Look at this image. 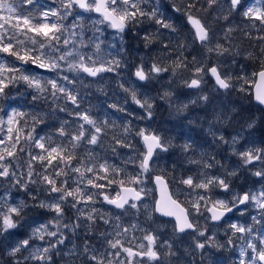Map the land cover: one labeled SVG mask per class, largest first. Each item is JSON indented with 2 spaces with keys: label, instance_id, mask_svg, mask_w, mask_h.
<instances>
[{
  "label": "snow or ice",
  "instance_id": "snow-or-ice-1",
  "mask_svg": "<svg viewBox=\"0 0 264 264\" xmlns=\"http://www.w3.org/2000/svg\"><path fill=\"white\" fill-rule=\"evenodd\" d=\"M58 8L44 9V5L39 0H0V54H5L15 58L12 61L5 60L0 56V96H5V89L12 83L23 80L30 88L36 91L33 100H47L51 98L61 112L67 113L73 118L70 122L65 120L57 128L56 134L61 138L60 143H55L51 137L35 136L33 128L29 132L24 131V127L16 117H23L25 113L13 110L8 115L7 121L0 118V178L12 180L19 184L26 191L28 185H43V190L49 195L50 201H39L37 206L46 208L55 213V216L47 223L40 224L33 228L31 235L27 239L20 240L9 251V255L17 257L22 251L28 252V255L17 258L14 264H27L29 261L38 262V264H49L51 261V252L64 243V234L61 228H68L69 225L63 223L65 206L68 205L76 209L79 217H84L86 221L94 225L97 220L113 227L111 233H101V238L106 242L107 249L100 252L98 249L86 243L84 253L88 258L89 264H146L147 261L162 264V255H174L171 252V245L165 242L162 247L169 248V252L160 253L156 245L157 237L146 230L142 241L133 246V240H127L129 246H125L122 239L129 231L121 222V216L105 215L99 212L95 207L85 215V207L95 205L98 197H103V201L116 209L123 210L126 213L130 209H138L137 202L142 200V194H147L144 187L143 176L149 171L150 161L157 149L167 151L168 145L162 138L155 134L140 129L135 134L140 136L146 145V151L140 155L143 157L139 162L140 172L129 175L124 168L114 164H109L105 159L104 162H98L97 156L94 155L95 148L89 146H103V137L107 134L106 129L115 127L114 123L110 124L108 120H98L94 118L88 109H81L84 96L77 89V83L85 87L82 76L99 77L102 73L117 72L121 67V61L113 56L110 52L106 55L101 54V44L103 41L99 37L93 36L88 42L83 39V29L85 25L81 23L84 20L83 12H95L99 14L100 19L94 20L93 24L106 23L110 28L121 34L130 26L140 23V18L147 17L159 25L160 28L176 32V26L168 19L162 18L158 8L146 10L143 5L148 0H58ZM227 4V14L223 19L228 20L233 13H238L249 21V26L257 31H264V0H225ZM209 8L218 6L223 8L222 0H207ZM189 9L195 7V0L187 6ZM174 10L180 12L179 7ZM187 21L194 29V39L198 40L209 53L215 51L219 54L228 52L229 49L217 43L214 47L210 29L202 23L200 18L194 17L190 11L185 12ZM73 17V24L65 25L64 21ZM55 18V19H53ZM233 29L229 28L227 32ZM250 35V33H246ZM227 35V33H226ZM22 37V38H21ZM146 42H151L152 37L146 35L143 37ZM258 39L264 40V35ZM111 47H115L112 45ZM167 47V46H165ZM184 44H179L178 48L183 49ZM89 49V51H85ZM264 51V49H262ZM182 55V52H181ZM16 61L20 64L17 66ZM192 63L198 64L196 57H193ZM25 65H34L37 68L53 71L56 73L55 78H41L39 75L24 74ZM175 67H187L184 60L177 59L174 61ZM169 71L168 68L158 63H153L146 71L143 65L138 66L134 72L139 81H145L151 78L152 73H163ZM73 73L69 75L64 74ZM210 72L215 78L216 85L222 89L233 87L231 77L222 76L218 68L213 66L205 69L202 65L194 67L193 78L185 81L188 88H199L203 82L202 73ZM19 74V75H17ZM258 76L259 80L255 82V99L264 104V70L259 73H253ZM243 79L244 83H249L247 78ZM72 85V87H69ZM126 93H129L133 102L148 112L151 116L150 109L152 104L147 99L141 100L137 96L136 89L126 88L123 83L119 85ZM241 91H245L241 86ZM169 93H165L168 96ZM200 99L208 101V96L202 95ZM60 101L64 106H60ZM195 103V101H193ZM72 108L69 109L68 105ZM109 107L118 111L125 109L117 104H111ZM183 107H187L184 105ZM216 121H221V115L216 116ZM223 119H228L225 115ZM37 123L42 121L36 120ZM15 125V127H14ZM6 126V130H5ZM254 124L248 123L247 127L252 128ZM125 133H130L131 129L124 128ZM215 136V133H213ZM240 134L232 137L233 154L239 156L243 165H252L256 168L252 175L264 181V147H247L243 151H237L235 145L239 142ZM116 145L124 148L134 147L128 142L127 137L123 139L117 136L112 137ZM218 139L223 143H228L223 135ZM23 141V143H22ZM27 145V149L25 147ZM185 151L191 148L190 144H185ZM37 148L39 153H33L30 149ZM83 148L86 158L78 155L77 149ZM113 153L116 147L111 146ZM19 153H24L27 159V181L22 183L17 178L16 169L21 166L22 157ZM215 159L214 157L212 158ZM199 163L198 161H192ZM36 163H39L40 171L36 170ZM125 164L135 163L129 157L124 161ZM259 165V167H257ZM202 167L209 169L214 167L213 163L205 162ZM124 174L125 179L117 180L114 177ZM227 175L235 176L236 172L232 171ZM111 177V178H110ZM202 177V178H201ZM75 185L74 187L70 185ZM100 181H105L101 183ZM193 190L202 189L205 195L198 196V199L192 201L189 207H184L174 199V194L167 191V185L161 176L155 177V183L161 186L160 199L155 203V212L163 216L174 217L175 229L184 233L186 230H192L197 236H205V231L201 230L198 223L190 218L195 215L203 216L204 209L210 212L208 217L212 221H219L234 209L240 211L243 215L249 205H254L259 211L258 216H252L255 224L264 223V184L256 192L249 190L243 194L232 193L231 199L213 200L208 193L213 188H220L224 192H231L230 184L224 177L209 176L206 172H201L197 177L188 176L180 181ZM113 184L119 186V191L113 196L107 192ZM91 189H96L93 192ZM55 194V195H52ZM10 195V193L8 194ZM31 198L36 200L37 197L31 194ZM211 207H208V205ZM241 205L245 207L240 208ZM29 205L25 201L13 205L7 202L5 197H0V235L10 234V230L16 229L20 221L16 217L22 218V213ZM117 223L112 225V220ZM73 229L79 227V224L71 225ZM133 229L138 225H131ZM230 229L233 230V237L241 234L238 239L244 241V246L240 249L239 264H264V229H254L252 226L231 223ZM55 228V230H51ZM45 236L54 237L55 243L49 242L45 247H33L32 240L38 238L44 240ZM115 237V238H109ZM134 239V238H133ZM146 241L147 243H144ZM233 244L232 238L228 241ZM196 248L204 249L205 243L196 242ZM123 257V258H121Z\"/></svg>",
  "mask_w": 264,
  "mask_h": 264
},
{
  "label": "trees",
  "instance_id": "trees-1",
  "mask_svg": "<svg viewBox=\"0 0 264 264\" xmlns=\"http://www.w3.org/2000/svg\"><path fill=\"white\" fill-rule=\"evenodd\" d=\"M190 2H193V0H148L143 7L146 10L158 8L159 13L162 14V18L172 22L176 26L177 31L172 32L168 29L160 28L159 25L147 17L140 18V23L130 26L128 31L123 33L122 41L118 40L113 43L115 40L110 39L107 40L109 43L103 41L101 44L102 55L110 52L121 61V67L117 72L102 73L97 79L84 75L82 79L84 80L85 87H81L78 83L76 85L77 89L84 96L81 109H88L94 118L108 120L110 124L114 123L115 125L114 128L109 127L106 129L107 134L103 137V146H89L95 148L94 155L97 156L98 162L102 163L106 159L109 164L124 168L129 175L140 172L139 162L142 157L140 154L144 152L145 147L141 137L135 133L140 129L148 128L150 133L159 135L169 148V151L160 150L157 152L152 162L151 170L148 172L153 177L160 175L166 178L172 193L183 185L180 182L182 179L188 176L197 177L199 172L204 169L202 165L205 162L214 164V167L207 170L209 175L215 176L219 172L222 163H225L224 156L227 157V150L226 148L224 149V155L221 158V149L219 144L214 140L215 137L206 132L210 129V119L212 118L208 113V107L202 104L189 106L190 118L188 119V116L182 117L180 114L175 113L172 106L168 104L165 93L170 91L178 96L179 93L188 92L189 89L184 85V82L186 79L193 78L194 67L200 65L208 69L216 66L219 61L232 62L241 60L242 63L251 68L253 73L264 70V51H262L264 49V40L258 39L259 36L264 35V31L259 33H256L254 30L252 31L248 25L249 21L238 13L231 14L228 20L223 19V15L227 14L225 0H222L224 4L223 8L218 6L209 8L207 0H195V7L189 9L187 6ZM39 3L44 5V9L42 10L59 7L58 0H39ZM174 5L181 9L178 14L174 12ZM187 11H190L194 17L200 18L202 23L210 29L209 34L212 36L210 46L214 47L219 43L224 48L229 49V51L222 55L215 51L209 53L198 40H195L194 29L187 21L185 15ZM69 21H71V16L64 21L65 25H70ZM229 28L233 30L227 32ZM246 33H250V35ZM146 35L152 37L151 42H146L143 39ZM109 36L110 34H108ZM181 43L185 45L183 49L178 48V45ZM112 45L115 47H111ZM246 55L248 56L246 57ZM0 56H3L5 60L9 61L15 59L5 54H0ZM193 57H196L199 62L198 64L194 65L192 63ZM178 58L184 60L187 67H175L174 61ZM18 62L16 61V63ZM145 62L150 67L153 63H158L168 68L169 71L163 72L159 76L156 73H152L148 82L139 81L135 77L134 72L138 66L145 64ZM28 67L29 69H26L24 74H38L39 77L45 79L56 77V73L53 71L40 69L34 65H28ZM64 74L69 75L70 78L74 75L73 73L67 72ZM203 74L205 73L201 75ZM209 81V83H213L211 79ZM121 83L126 88L134 87L137 91L138 98L147 99L152 104V119L150 122H146L143 118H140V115L136 111L137 105L132 101L130 94L119 87ZM69 87H72V85H69ZM5 93L6 95L2 96L1 99L5 100L9 104V107L25 113L23 117H18V121L24 127L25 132H29L34 128L35 132L33 135L51 137L55 143H60L61 138L56 134V130L63 121L68 120L72 122V117L65 112L59 111L51 98L47 100H33V96L37 93L23 80H18L10 84L5 89ZM231 94L232 102L235 103L241 99L242 103H244L245 106L236 104V107L240 111L242 109L245 110V113L241 114L244 117L249 115L246 119L247 121L254 117L259 119V134L257 135L261 134V137H263L264 111L254 103L253 94L242 95L236 91ZM59 103L61 107L64 106L63 101ZM111 104H117L123 107L125 111H118L109 107ZM68 108L71 109L72 106L69 104ZM36 120L42 122L37 123ZM125 127L130 128L131 132L125 133ZM216 132L214 133L216 134ZM114 135L121 139L127 137L128 142L134 147L124 148L116 145L112 139ZM186 143L191 145V148L187 151L183 147ZM111 146L116 147L115 153L112 152ZM25 147L27 149V145ZM77 152L80 157L86 158V153L83 148L77 149ZM19 156L22 157V162L21 166L16 169L17 178H20L21 182L24 183L27 180L25 174L27 172L28 157L24 153H19ZM129 157L135 163L125 164L124 161L128 160ZM213 157L215 158L214 160L212 159ZM192 161H198L199 163H193ZM154 163H156V167H153ZM36 170L40 171L39 163H36ZM114 178L120 180L126 177L122 173L120 176H115ZM148 179L152 184L153 178L150 176ZM233 180L240 187L245 186V182L239 180V178ZM229 181L232 182L231 179ZM100 182L105 183V181ZM69 183L71 185V181ZM71 186L74 187L75 185ZM19 187L21 186L19 185ZM91 191L95 192L97 190L91 189ZM106 191L114 196L115 192L119 191V186L113 184ZM202 191H198L197 194H200L199 192ZM178 201L184 207L190 206L189 201L183 196H180ZM92 207H95L106 216L109 214L113 217L116 215L121 216L123 226L129 229L127 235L122 238L126 245H128L127 240L132 239L134 245L135 239H142L145 234L142 229L147 231V227L156 221L158 223H170L175 227L173 222L160 219L156 215L153 216L151 221H148L143 216L131 214L132 223H130V221L123 218V210H115L106 206L102 196L97 198L95 205L85 207V215H87ZM46 211L49 210L46 209ZM65 211V223L69 225L66 231V238L71 249L66 252L70 256L67 258L64 257L62 260L67 261L69 264H89L88 258L84 253L86 243L98 249L100 252H104L107 249V244L101 238V233H111L113 227L103 223L102 220H97L93 225L92 222L86 221L84 217L77 219L78 213L76 209L68 205L65 206ZM33 214L31 213L30 215L32 216ZM134 216H137L136 220ZM47 217L48 214H44L42 219H47ZM133 220L135 223H133ZM239 221L241 223H247L248 218L245 216V218L242 217ZM76 223L79 224V227L73 229L71 225ZM115 223L117 221L113 219L112 225H115ZM133 224L139 226L133 229L131 227ZM177 237L180 236L177 235ZM1 243L3 242L0 239V254L4 257V253L1 250ZM197 251L195 246L187 248L185 252L175 250L177 253L169 257L162 255V263L199 264V256H197L199 255V251ZM188 255L189 257L187 258ZM224 260L228 261L229 259ZM63 261L60 260V264L64 263ZM54 262L56 264V261Z\"/></svg>",
  "mask_w": 264,
  "mask_h": 264
},
{
  "label": "rangeland",
  "instance_id": "rangeland-1",
  "mask_svg": "<svg viewBox=\"0 0 264 264\" xmlns=\"http://www.w3.org/2000/svg\"><path fill=\"white\" fill-rule=\"evenodd\" d=\"M81 13L84 17V20L81 21V23H83L85 25V27L83 29V39L85 42H88L93 36L99 37V39L101 41H104L106 43H109L107 40H110V39L115 40L113 43H115L118 40L122 41L121 40V34H118L117 32L113 31L106 23L95 24V25L93 24L94 20L100 19L99 16L94 15L93 12H91V13L81 12ZM69 22H70V25L73 24V22H74L73 17H71V21H69ZM251 30L252 31L254 30L256 33L263 32V31H257L255 28H252V27H251ZM108 34H110L109 37H108ZM85 51H89V50L85 49ZM247 56L248 55H246V57ZM19 63L20 62L16 63L17 66H19ZM141 65H143V67L145 68L146 71L150 68V66H148L147 62H145V64H141ZM216 67L218 68V71L220 72V74L222 76L231 77L230 82L233 85V87L229 88L227 91H220L213 83H209L210 78H209L208 72H207L206 74L202 75L203 82H202V87L200 89L188 90V92H186V93H179L178 96H177V94L171 93L170 91H168L167 93H169V95L167 96V102L170 106H172L173 110H175L176 114H180L182 117L188 116V119L190 118V112L188 111L189 106L195 105V104H202L205 107H208V113H209V115H211L212 118L210 119V129H208L206 132L211 134L212 136H214L213 133L217 131L215 136H214L215 137L214 140L221 146L222 149L226 148L228 151V154L230 155L231 153H233V145L231 144V140H232L233 136L237 135V133H239L240 136H239V142L234 146L236 150L238 148L239 151H243L245 148H247L250 144H252L256 140L254 136L247 137V134H248L247 130L253 129L256 125L258 126V123H259L258 120L259 119L254 117L253 119L247 121L246 119L249 117V115H247L246 117H243V118H238L237 114H239V113L242 114V110H244V109H242L238 113L239 109L236 107V104H239V105L242 104L243 106H245V105H244V103H242V100L240 98H239L240 101H237L235 103L232 102V98H231V95H232L231 93H235V91L242 94V95H247L249 93H253V87H254V83L256 82V76H254L252 74L253 72H252L251 68L247 67L244 63L241 62V60L232 61V62L219 61L216 64ZM161 74L162 73H159L158 76ZM238 77L247 78L249 80V83L245 84L244 80L243 79H237ZM97 78L98 77H96L95 79H97ZM189 80L190 79H186V81H189ZM145 81L148 82L149 79L145 80ZM184 85L186 86V84H184ZM241 86L244 87L245 91L240 90ZM202 95L208 96V101H204V100L200 99V97ZM1 97L2 96H0V118L7 121L8 115H11L12 111L16 110V109L9 107V104L7 102H5V100L1 99ZM141 100H144V99L141 98ZM193 101H195V103H193ZM184 105H187V107L186 108L183 107ZM136 111L140 115V118H143L146 122L151 121L152 112H151V116H149L148 112L145 110V108H142L139 105H137ZM150 111H152V108L150 109ZM217 115H221V117H222L221 121H216L215 118ZM225 115L228 117V119H226V120L223 119V117ZM16 119L18 120V117H16ZM250 122H252L254 124V126L252 128L247 127L248 123H250ZM242 126H244V127L246 126L244 128L245 130L235 132L233 135L232 134L227 135L225 133V130H227L229 133V131L238 130V128H240ZM14 127H15V125H14ZM5 130H6V126H5ZM145 130L147 132H149L148 128H145ZM0 135H2V133H0ZM220 135H223L225 140L228 141V143L221 142L218 139V137ZM30 150L33 153H39L40 152V150L37 148H32ZM167 151H169V148ZM144 152H145V149H144ZM142 158L143 157H141V159ZM243 166L247 167V166H252V165H247V166L243 165ZM153 167H156V163L153 164ZM257 167H259V165H257ZM254 169H256V168H254ZM201 172H206L208 174L207 169H202L199 172V174ZM211 172H213V171H211ZM211 172H209V173H211ZM150 176L153 178V175H151L149 172L145 173L143 176L144 183L142 185H140V186L144 187L146 190V193H147L146 199L142 203L138 204V209H130L129 208L126 213L122 214L123 218L130 221V223H132L131 214H133V215L137 214V216H143V217L147 218L148 221H151L153 216L155 215L154 208H155V202H156L157 197H156L155 187H154L153 183L151 184L149 182L148 177H150ZM26 181H24V182H26ZM261 183L264 184V181H262ZM43 188H44L43 185L29 184L28 189L26 191L24 188L19 187V185L15 183L14 178L12 180L0 178V197H5L7 202L10 204H13V205L19 204L21 201H25L29 205V207L25 208L24 212L22 213V218L16 217V219H18L20 221V225L16 229L10 230V234L5 233L4 235H0V239L3 242V243H1V246H2L1 250L4 253V257L1 256V254H0V264H14V261L17 258H21L22 256L28 255V252L22 251V253L17 254V257H12L9 255V251L20 240L27 239L31 235L33 228L38 227L40 224L47 223L49 220H51L55 216L54 212L46 211V208H41V207L37 206L39 204V201H41V200L50 201L49 195L43 190ZM260 189H261V186L257 187L254 191L258 192ZM201 190L202 189L193 190L192 188L183 184L180 188L176 189V191L174 190L173 194H174V197H176L177 199H180V196L185 197L189 201V204H190L192 201L197 200L198 196L205 195L204 190L202 192H199L200 194H197V192L201 191ZM219 191H220V188H218V187L213 188L211 190V192L208 193V195H210L213 200H216V199H229L230 200L232 193H238V192L231 190V192H225L226 196H224V195L220 194L221 191H220V193H219ZM9 193H10V195H8ZM30 193L36 195L37 199L33 200L31 198ZM52 195H55V194H52ZM185 207H189V206H185ZM208 207H211V205L209 204ZM240 208L243 209L244 207L240 206ZM201 211L204 212L203 216L195 215L194 217H191V218L194 219L198 223L201 230L205 231V236H202V237L197 236L196 233H194L190 236L186 235V236L181 237V238L177 237L175 227H173L170 223H166V222H164V223L159 222L158 223L156 221L155 223L149 225L147 227V231L157 237L156 245L159 249V252L162 254L169 252L168 247H166V246L162 247L161 246V245H164L165 242H167V244L171 245V252H174L176 254L177 252H175V245H177V243H178V245L181 246L182 249H187V248H191V247L195 246L197 240L199 242H202L205 244L206 243L209 244V242L214 241L216 238V231H215L214 226L211 225L210 219L208 218L209 214H208V212L204 211V209H201ZM248 211H252V212H254V214H253L254 216H258L259 210L254 205H249L247 211L243 215L240 214L239 210L237 212H238V215H241V216H243V218H245L244 215H246L248 213ZM31 213H34V214L31 216L30 215ZM44 214H48L47 219H42V216ZM137 216H134L135 220H136ZM65 219H66V211L64 212L63 223H65ZM133 223H135L134 220H133ZM231 223H237V222L233 219L229 220V222L227 224L228 227ZM241 224H243V223H241ZM244 224L249 226L246 223H244ZM67 229L68 228H61V232H63L64 237H65L64 243L62 245H57V247L52 250V252L50 253L52 259L49 262V264H55L54 261H56V264H60V260L63 261L62 259H64V257L67 258L68 256H70L69 254L66 253L71 249V247L69 246V242L66 238L67 237V234H66ZM261 229H264V227H262ZM51 230H55V228H52ZM55 239L56 238H54V237H48V236H45L44 240H40L38 238H35L32 240V245H33V247H45L48 245L49 242L55 243ZM237 240H240V239L237 238ZM141 241H142V239H138V240L135 239V244H138ZM242 242H244V241L241 239L240 244ZM144 243H147V242L144 241ZM240 244H239V246L236 247V249H234L237 252L235 255V258H234V262L236 264H239L240 249H241V247L244 246V243L242 244L241 247H240ZM125 246H129V245L125 244ZM195 248H196V246H195ZM188 251H189V249H188ZM198 251L197 252L199 255L203 254L202 249H199ZM214 252L215 251H213V256H214ZM169 256L170 255H167V257H169ZM205 256H206V258H205V260H203L202 264H220V261L218 259L213 258V257H210V259H209L208 255H205ZM188 257H189V255L187 256V258ZM121 258H123V257H121ZM199 258H201V257L199 256ZM145 260H146V264H156V262L147 261L146 258H145ZM63 262L64 263H62V264H69L65 260ZM27 264H38V262L29 261V262H27ZM162 264H169V263L164 262Z\"/></svg>",
  "mask_w": 264,
  "mask_h": 264
},
{
  "label": "flooded vegetation",
  "instance_id": "flooded-vegetation-1",
  "mask_svg": "<svg viewBox=\"0 0 264 264\" xmlns=\"http://www.w3.org/2000/svg\"><path fill=\"white\" fill-rule=\"evenodd\" d=\"M174 12L176 14L179 13L175 10H174ZM25 68L29 69L28 66H25ZM254 85H255V83H254ZM239 111L240 110H238V113H239ZM244 113H245V110H242V114H244ZM237 117L243 118L244 116L239 113V114H237ZM245 127L242 126V127L238 128V130H231V131H229V133L227 130H225V133L227 135H230V134L233 135L235 132L245 130L244 129ZM258 128L259 127L256 125L253 129L247 130V133H248L247 137L254 136L256 139L255 142L250 144L248 147H264V136L261 137V134L257 135V134H259ZM220 149H221L220 157L222 158L224 155V149H222L221 146H220ZM237 151H239L238 148H237ZM224 159H225V163H222V165L219 169V172L215 176L224 177L227 180V182L230 184L231 190L238 192L239 194H243L244 192H247L249 190L254 191L257 187L262 185V183H261L262 181L260 180V178L252 175V172L255 171L256 169H254L252 166H247V167L243 166V162L239 156H237L233 153H231L229 155L228 151H227V157L224 156ZM232 171L236 172L235 176L227 175V173H230ZM235 178H239V180L244 181L245 186L240 187L238 183L235 184L234 180H233ZM229 179H231L232 182H230ZM241 190L243 191L242 193H241ZM220 191H221V193H220ZM220 191H219L220 194L226 196L225 192L222 189H220ZM142 202H140V203H142ZM140 203H137V204H140ZM241 207H245V206L241 205ZM237 211L238 210L234 209L233 212H231L226 217V219L224 221H222V223H220V224H213L210 220L211 225H213L215 228L216 238L214 241L209 242V244H207V243L205 244L206 245L205 248L202 249L203 250L202 255H197V256L201 257L198 259L199 264H202L203 260H205V258H206L205 255H208L209 259H210V257L218 259L220 261V264H236L234 262V258H235V255L237 252L234 249H236V247L239 246V244H240L241 239L237 240V237L240 236L241 234L237 233L236 237H233V230L230 229L227 224H228L229 220H232V219L235 220L237 222V224H241L239 219H241L243 216L238 215ZM253 214H254V212L248 211V213L246 215H244V217L246 216L248 218V222L246 224H248L249 226H252L254 229H261L262 227H264V223H261V224H255L254 223V221L251 218L252 216H254ZM170 222H172V221H170ZM243 225H245V224L243 223ZM245 226H247V225H245ZM176 233H177V231H176ZM194 233L195 232L186 233L184 235H178V234L177 235L180 237H184L185 235L194 234ZM230 238L233 239V241H234L233 244L228 243ZM243 243L244 242H242L240 244V247L242 246ZM175 250H178V251L182 250L183 252L186 251V249H182L181 246L178 245V243H177V245H175ZM212 250L215 251L214 256H213ZM223 259H229V260L228 261L224 260L226 262L225 263L223 261Z\"/></svg>",
  "mask_w": 264,
  "mask_h": 264
},
{
  "label": "water",
  "instance_id": "water-1",
  "mask_svg": "<svg viewBox=\"0 0 264 264\" xmlns=\"http://www.w3.org/2000/svg\"><path fill=\"white\" fill-rule=\"evenodd\" d=\"M80 11H83V10H80ZM95 15H98L99 16V14H97V13H95V12H93ZM112 29V28H111ZM113 31H116V30H114V29H112ZM128 31V28L125 30V32H127ZM25 66H27V65H25ZM260 72V71H259ZM258 72V73H259ZM208 76H209V78L214 82V84L216 85V82H215V78L211 75V73L210 72H208ZM259 80V77L258 76H256V82ZM202 86V84L200 85V87ZM200 87L199 88H188L189 90H198V89H200ZM216 87L218 88V89H220V90H222V91H226V90H228V89H222V88H219L217 85H216ZM255 93H256V89H255V85H254V87H253V101H254V103L255 104H257L258 106H260L263 110H264V104H260L256 99H255ZM141 140H142V138H141ZM142 143H143V145H144V147H145V151H146V145H145V143H144V141L142 140ZM158 151H160L159 149H157L156 150V152L154 153V155H153V157H152V160L150 161V167H149V171L151 170V167H152V162H153V160H154V158H155V156H156V154H157V152ZM156 176H160V175H155L154 177H153V185H154V187H155V191H156V201L157 200H159L160 199V196H161V186L160 185H157L156 183H155V177ZM162 177V179L164 180V182H165V184L167 185V191L169 192V193H172V191H171V189H170V186H169V183H168V181L166 180V178H164L163 176H161ZM173 194V193H172ZM146 198V196H145V194H142V200L141 201H139V202H137V203H140V202H142L144 199ZM173 198L174 199H176L174 196H173ZM180 202V201H179ZM156 203V202H155ZM104 204L106 205V206H109V207H111V208H113V209H115V210H120V209H116V208H114V206H112V205H108L106 202H104ZM182 205V204H181ZM183 206V205H182ZM155 212V211H154ZM155 214L160 218V219H163V220H167V221H172L173 223H174V225H175V223H176V221H175V219H174V217H167V216H163V215H161L159 212H155ZM208 214H209V217H210V215H211V213L210 212H208ZM230 213H228L226 216H225V218H223V219H221V220H219V221H212L211 219V222L213 223V224H220V223H222V221H224L225 219H226V217L229 215ZM177 231V230H176ZM186 233H193V231L192 230H186V232H184V233H180V232H178L177 231V234L178 235H184V234H186Z\"/></svg>",
  "mask_w": 264,
  "mask_h": 264
},
{
  "label": "bare ground",
  "instance_id": "bare-ground-1",
  "mask_svg": "<svg viewBox=\"0 0 264 264\" xmlns=\"http://www.w3.org/2000/svg\"><path fill=\"white\" fill-rule=\"evenodd\" d=\"M142 82H144V81H142Z\"/></svg>",
  "mask_w": 264,
  "mask_h": 264
}]
</instances>
